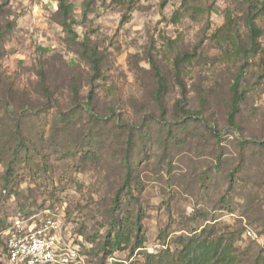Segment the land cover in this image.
<instances>
[{"label":"rangeland","instance_id":"374dc122","mask_svg":"<svg viewBox=\"0 0 264 264\" xmlns=\"http://www.w3.org/2000/svg\"><path fill=\"white\" fill-rule=\"evenodd\" d=\"M69 3L75 40L57 1L0 0V221L55 211L73 242L92 245L89 264H109L104 245L122 221L140 223L146 241L116 251L113 264H168L162 254L202 231L230 235L243 264L264 256V18L255 20L260 49L244 65L233 128L242 59L223 27L230 18L237 42L250 44L242 0H196L193 16L181 0H139L130 11L112 0ZM151 62L166 85L163 107ZM183 99L202 108L203 122L177 111ZM3 250L0 235V264Z\"/></svg>","mask_w":264,"mask_h":264},{"label":"trees","instance_id":"16d2710c","mask_svg":"<svg viewBox=\"0 0 264 264\" xmlns=\"http://www.w3.org/2000/svg\"><path fill=\"white\" fill-rule=\"evenodd\" d=\"M58 3V15L62 18V26L64 30L69 33V35L73 36L72 38L75 40L77 38L76 32L73 30L72 26L76 23L71 10L69 0H55ZM114 3L125 6L126 11L132 10L138 3L139 0H112ZM160 6L164 8L170 0H159ZM196 0H181V8L185 11L184 13L195 15L200 9L194 3ZM242 2L247 6V15H246V23L250 30V44L246 46L244 43H239L236 40V35L233 31V24L231 23L230 18L226 21L223 29H227L228 39L226 41H233V45H235L236 55L242 59V64H240L235 80L231 85V99H230V110L227 115L228 125L237 128L236 126V118L240 112L241 104L246 100V92L242 89V80L244 74V65L251 58L252 55L258 53V49H260V45L258 42V38L262 35L263 29L260 28L255 20L258 17L264 18V0H242ZM3 32L0 30V38L2 37ZM84 51L88 50V47L83 44ZM92 62V68L94 71V75L99 73V59L96 54L93 53V56L90 58ZM185 63V59L183 56H178L175 58V69H176V77L177 82L179 83L182 90H185V86L180 79V65ZM152 67L155 70V73L158 76V87L156 90V102L159 107H163V92L166 89V85L164 83V78L160 76L158 67L151 62ZM41 78L44 79V75L41 74ZM185 101L179 100L177 101L176 109L177 111L184 116L189 121L193 122H203L201 118L202 108L199 110H191L186 107L184 104ZM204 103V100L201 102ZM127 124V122H124ZM212 133L218 136V133L213 128L211 129ZM125 177L122 184V188L124 191L128 192L130 189L131 183V175L132 168L128 161L125 162L124 166ZM116 205V203H115ZM33 215V214H32ZM29 213L22 214L18 213L17 216H13L7 219L6 222L0 221V232L7 229L11 222L18 216L22 218H29L32 216ZM118 229L114 236H112L109 240L105 242L104 249L106 250V260L111 257L118 250H125L130 246V250L133 253L136 249H141L144 247V243L146 241V237L144 234H141V225L137 221L132 224L125 223L124 221L119 222L117 225ZM2 240L4 241V250H3V258L5 260L6 254V239L7 236L1 234ZM81 239L82 236L78 235ZM84 248H81L85 253V250H89L92 248L91 244L84 243L82 244ZM122 245H125V248H122ZM168 252V251H167ZM167 252L162 254L161 257L166 260L168 264H243V255L238 252V250L234 247V242L230 238V235L223 234L219 237L213 238L212 234L209 232L202 231L199 235H196L189 240L182 242V249L176 254L168 256ZM110 256V257H109ZM88 257V256H87ZM109 257V258H108ZM152 257L151 255L148 258ZM250 257L247 255L246 258ZM5 263V261H3ZM104 264V263H101ZM252 264H264V256L260 254L254 260Z\"/></svg>","mask_w":264,"mask_h":264},{"label":"built area","instance_id":"2783aa9c","mask_svg":"<svg viewBox=\"0 0 264 264\" xmlns=\"http://www.w3.org/2000/svg\"><path fill=\"white\" fill-rule=\"evenodd\" d=\"M0 233L7 236L6 264H89L81 245L72 241L65 218L50 209L18 216ZM244 235L255 237L250 229ZM108 261L113 264L114 258Z\"/></svg>","mask_w":264,"mask_h":264}]
</instances>
